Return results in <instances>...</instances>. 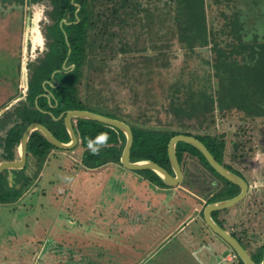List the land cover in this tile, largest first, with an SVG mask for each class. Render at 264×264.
Masks as SVG:
<instances>
[{"label": "trees", "instance_id": "trees-1", "mask_svg": "<svg viewBox=\"0 0 264 264\" xmlns=\"http://www.w3.org/2000/svg\"><path fill=\"white\" fill-rule=\"evenodd\" d=\"M159 1L1 0L2 3L26 4L30 10L46 5L42 27L46 47L41 57L27 63L25 97L0 114V118L5 116L0 120V161L19 158L20 138L33 121L45 125L59 140L68 142L70 135L63 116L55 117L68 109H87L122 119L130 125L133 132L132 161L153 160L173 173L167 153L168 142L175 134L185 133L202 141L218 162L245 179L239 169L226 161L228 144L225 135L215 134L211 129L216 122V113L225 116L236 110L249 119H264V0H162V4ZM208 8L212 11L211 21ZM159 23L167 26L170 38H176L191 53L197 47L209 46L211 60L207 62L215 78V85L211 83L208 88L179 80L171 83L163 108L168 125L174 128L166 129L143 125L153 120V115L146 110L147 105L158 100L150 94L152 88L144 84L143 78L148 79L157 69L171 66L167 53L170 45L163 40L165 36L158 29ZM120 58L123 70L120 74L114 71V80H119L115 83L129 95L127 102L131 109L126 113L119 105H116L119 113L100 105V90H94L97 74L103 73L106 82L107 73L112 70L111 62ZM65 60L66 66L74 65V68L61 70ZM14 88L15 93L0 108L17 97V82ZM108 95L103 93L101 96L108 99ZM154 117L161 121L160 115L154 114ZM129 118L141 124L134 125ZM72 124L78 143L70 150L83 149V166L97 169L121 164L120 155L125 144L123 131L91 119L73 118ZM100 133H107L106 146L92 154L87 147L88 140L95 139ZM244 144L240 137L231 141L233 158L244 157ZM54 149L58 150L41 131L31 133L27 141L26 164L20 170L23 172L20 187L11 186L4 173L0 174V204H12L21 197L24 188L31 185ZM176 153L181 167L189 159L196 160L221 182L218 187L206 190L199 184L198 191H205L204 206L239 193V186L218 174L195 146L179 141ZM31 162L36 168L32 177L24 174ZM135 172L152 185L171 187L150 169ZM185 182L187 178L182 183ZM258 190L254 194L247 193L248 213L238 223L241 228L230 231L257 263L264 253V188ZM253 206L255 208H250ZM227 210L211 213L224 228V219L219 215ZM201 214L203 216V209ZM259 224L258 231L253 226ZM62 225L65 226L64 221L56 227ZM237 259L239 264H244L238 256Z\"/></svg>", "mask_w": 264, "mask_h": 264}, {"label": "rangeland", "instance_id": "rangeland-1", "mask_svg": "<svg viewBox=\"0 0 264 264\" xmlns=\"http://www.w3.org/2000/svg\"><path fill=\"white\" fill-rule=\"evenodd\" d=\"M45 10L43 4L30 10L26 4L2 3L0 0V106L15 93V82L18 89L17 97L0 111L22 95L28 61L36 60L45 51L42 28ZM208 16L211 21L210 9ZM159 24L158 29L165 36L163 40L170 45L167 53L171 66L159 68L150 78H143L144 84L152 88L150 94L158 99L155 104L147 105L146 110L153 115V120L143 125L166 129L174 128L168 125L163 108L171 83L179 80L208 88L211 83L215 85V78L207 62L211 60L209 46L197 47L191 53L176 38L169 37L165 24ZM110 65L112 70L107 73V81L103 73L97 74L94 90H100L101 95L109 94L108 99L100 95V105L117 113L120 110L116 105H119L126 113L131 109L127 102L129 95L115 83L119 80H114L116 73L123 70L121 58ZM154 114L161 116L160 122ZM129 121L132 122V118ZM132 124L139 126L141 123L133 121ZM211 130L225 135L228 144L226 161L243 173L248 192L264 188V119H249L236 110L225 116L216 113ZM238 137L245 142V152L244 157L236 159L232 157L231 141ZM82 151L81 147L52 150L21 197L12 204H0V264H140L143 260L141 264H161L166 259L169 261L166 264H196L190 256L167 258L165 252L175 248L177 240L186 247L191 242L193 248L204 244L214 249L220 245L231 249L206 225L201 214L206 197L205 191H198L199 186L206 190L218 187L221 182L196 160L189 159L182 167L187 182L161 188L121 164L88 169L81 163ZM20 170L2 172L11 186L20 187L23 174ZM35 171L32 163L24 174L32 177ZM227 209L219 218L224 219L228 231L239 230L241 225L238 223L245 219L249 210L246 198ZM63 221L66 227H56ZM82 223L84 225L80 226ZM182 227H185L184 231L179 232ZM253 227L260 230V224ZM161 228H168V234L172 233V238L162 246L158 241L160 236L156 234ZM200 239L204 241L200 242ZM134 248L141 253L135 254ZM151 249L157 253L145 258L146 251ZM230 253V260L218 261V256L215 257L218 262L212 260L210 264H239L237 254L233 250Z\"/></svg>", "mask_w": 264, "mask_h": 264}, {"label": "water", "instance_id": "water-1", "mask_svg": "<svg viewBox=\"0 0 264 264\" xmlns=\"http://www.w3.org/2000/svg\"><path fill=\"white\" fill-rule=\"evenodd\" d=\"M77 6L79 7V4H77ZM65 63L66 60L64 61L61 70L67 71L69 68L71 69L74 68V65H70L68 67L66 66ZM26 89H27V74L25 73L24 85L22 87V95L19 96L18 99L25 97ZM12 104L13 103H11L10 105ZM9 106H6L4 109H2L0 111V114L3 113ZM62 116H63L64 125L67 129V132L70 135V140L68 142H63L59 140L45 125L41 124L38 121H33L25 128L20 138L18 145L19 158L16 160L0 161V174L4 170L22 169L25 166L27 160V141L31 133L35 130L41 131L43 135L47 138V140L58 149L69 150L75 147L76 144L78 143V138L73 128V124H72L73 118L96 120L119 128L125 134V144L122 153L120 155L121 165L124 168L133 171L150 169L154 171L168 186H176L180 184L184 178L182 167L181 164L179 163L176 153V144L179 141L187 142L195 146L204 155L208 163L213 167V169L218 174H220L228 181L238 185L240 188L239 193H237L236 195L229 198L208 202L204 206L203 218L206 225L231 247V249L237 254V256L242 260L244 264H264V253L261 261L258 263L255 262L251 257L250 253L239 242V240L235 236H233L230 231L220 226L213 219L211 215L213 211L223 210L232 207L246 197L248 193V183L242 176L236 174L235 172L231 171L230 169L222 165L220 162H218L217 159L205 146V144L202 141H200L198 138H196L193 135H189L185 133H178L170 138L167 146V153L173 171L172 174L166 168L159 165L157 162L153 160H149V159L136 160V161L130 160V149L133 144V132L130 125L126 121L119 118L110 117L101 113H97L94 111H90L87 109H68L65 112L61 113L58 117H55V119H59Z\"/></svg>", "mask_w": 264, "mask_h": 264}, {"label": "crops", "instance_id": "crops-1", "mask_svg": "<svg viewBox=\"0 0 264 264\" xmlns=\"http://www.w3.org/2000/svg\"><path fill=\"white\" fill-rule=\"evenodd\" d=\"M132 207H133V205H132ZM184 229H185V227H182L178 231L179 232L184 231ZM156 234H157V236H160L158 239V241H160V244H159L160 246L164 245L165 242H167L168 240H170L172 238V236H171L172 233L168 234V228H167V230L164 228H161V229H159L158 233H156ZM180 239L181 238L179 237V240ZM202 241H204V240L200 239V242H202ZM177 242L178 243L175 246V248H172V249L169 248V250L167 252H165V253H168L167 258L171 257V258L175 259L178 255H180V257H183V258L190 256L193 258V260L196 264H202V261L203 262L205 261V263H203V264H210V262L212 260H214V263H217L220 259L229 258V260H230V258H231L230 257V255H231L230 251H232V249H227V247H224L223 245H220V247H217L215 249L210 247V246L209 247L205 246L204 244L201 246H198L196 248H193V247H191V246H193V245H191V242L189 245H187V247L183 242L181 243L178 240H177ZM159 245H157V247ZM189 247H191V248L189 249ZM132 248H133V245H132ZM185 249H188V250H185ZM201 249L202 250L205 249V251H200ZM136 250L137 249H135V248L132 249V251L135 252V254L141 253V252H137ZM152 250L153 249H151L150 251H146L145 258H148V257L150 258L153 256V254L157 253V252H153ZM165 253H163L162 257L165 255ZM170 253H171V255H170ZM223 255H226V256H223ZM218 256H220V258L218 259L217 262H215V260H216L215 257H218ZM167 260L168 259H166L164 261V263L162 262L161 264L168 263L169 261H167ZM157 264H159V262Z\"/></svg>", "mask_w": 264, "mask_h": 264}, {"label": "clouds", "instance_id": "clouds-1", "mask_svg": "<svg viewBox=\"0 0 264 264\" xmlns=\"http://www.w3.org/2000/svg\"><path fill=\"white\" fill-rule=\"evenodd\" d=\"M107 139V133H100L95 139L88 140L87 147L92 154H97L101 147L106 146Z\"/></svg>", "mask_w": 264, "mask_h": 264}, {"label": "flooded vegetation", "instance_id": "flooded-vegetation-1", "mask_svg": "<svg viewBox=\"0 0 264 264\" xmlns=\"http://www.w3.org/2000/svg\"><path fill=\"white\" fill-rule=\"evenodd\" d=\"M182 171H183V175H184V170L182 169ZM173 174V173H172ZM183 180H184V178H183ZM183 180H182V182H183ZM9 184H10V182H9ZM11 185V184H10Z\"/></svg>", "mask_w": 264, "mask_h": 264}]
</instances>
